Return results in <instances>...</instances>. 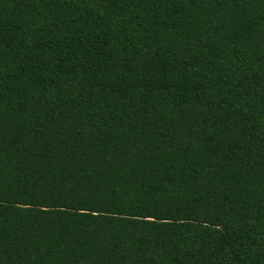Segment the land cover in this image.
Returning <instances> with one entry per match:
<instances>
[{"label":"trees","instance_id":"1","mask_svg":"<svg viewBox=\"0 0 264 264\" xmlns=\"http://www.w3.org/2000/svg\"><path fill=\"white\" fill-rule=\"evenodd\" d=\"M0 264H264V0H0Z\"/></svg>","mask_w":264,"mask_h":264}]
</instances>
